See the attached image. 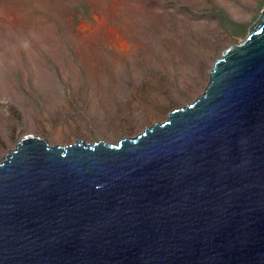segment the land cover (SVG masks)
Segmentation results:
<instances>
[{
    "label": "water",
    "instance_id": "water-1",
    "mask_svg": "<svg viewBox=\"0 0 264 264\" xmlns=\"http://www.w3.org/2000/svg\"><path fill=\"white\" fill-rule=\"evenodd\" d=\"M204 93L135 138L0 163V264H264V8Z\"/></svg>",
    "mask_w": 264,
    "mask_h": 264
},
{
    "label": "rangeland",
    "instance_id": "rangeland-1",
    "mask_svg": "<svg viewBox=\"0 0 264 264\" xmlns=\"http://www.w3.org/2000/svg\"><path fill=\"white\" fill-rule=\"evenodd\" d=\"M264 0H0V163L25 135L135 138L208 86Z\"/></svg>",
    "mask_w": 264,
    "mask_h": 264
}]
</instances>
